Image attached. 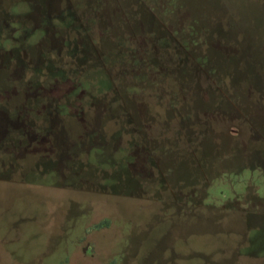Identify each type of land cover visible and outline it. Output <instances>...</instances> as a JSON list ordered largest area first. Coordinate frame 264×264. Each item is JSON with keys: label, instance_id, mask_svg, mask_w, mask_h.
Instances as JSON below:
<instances>
[{"label": "rangeland", "instance_id": "obj_1", "mask_svg": "<svg viewBox=\"0 0 264 264\" xmlns=\"http://www.w3.org/2000/svg\"><path fill=\"white\" fill-rule=\"evenodd\" d=\"M0 264H264V0H0Z\"/></svg>", "mask_w": 264, "mask_h": 264}]
</instances>
